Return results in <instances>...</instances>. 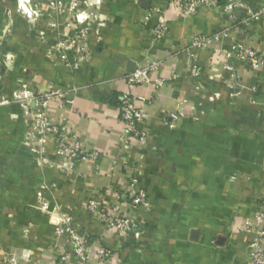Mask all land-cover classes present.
<instances>
[{"label": "crops", "instance_id": "0c3cea01", "mask_svg": "<svg viewBox=\"0 0 264 264\" xmlns=\"http://www.w3.org/2000/svg\"><path fill=\"white\" fill-rule=\"evenodd\" d=\"M239 1L234 19L210 12L186 19L176 0H93L89 61L73 70L47 55L55 16L70 18L68 35L88 24L66 0L56 10L29 0L39 25L21 14L18 0H0V80L8 81L0 88V264H77L61 261L70 251L56 235L64 216L92 250L116 253L115 264H248L252 236L243 229L264 195V22L242 23L263 0ZM160 17L168 33L155 41ZM192 35L213 38L198 55L197 74L187 54ZM238 46L258 52L257 75L238 60ZM150 63L157 67L135 89L149 141L132 140L122 151L125 75ZM16 81L29 93L75 90L53 99L45 114L99 157L58 164L64 157L55 141L37 132L40 109L16 100L23 94ZM139 190L149 209L136 214L139 225L128 235L88 212V201L100 197L109 210L121 204L134 215L128 200Z\"/></svg>", "mask_w": 264, "mask_h": 264}, {"label": "built area", "instance_id": "2783aa9c", "mask_svg": "<svg viewBox=\"0 0 264 264\" xmlns=\"http://www.w3.org/2000/svg\"><path fill=\"white\" fill-rule=\"evenodd\" d=\"M29 0H18V9L21 14L33 19V22L41 24L37 12L31 10L28 5ZM58 0H46L45 9L48 5L56 10ZM69 4L68 11L75 15L78 22H87L85 27H75L71 35L66 34L65 28L70 21L69 17L55 16L51 23L56 27V37L47 49L48 57L55 63L64 65L73 70H78L85 66L89 61V45L92 39V28L89 25L90 15H92V2L87 0H66ZM48 3V4H47ZM177 8L183 18H191L205 12L219 13L228 15L231 19L236 16L237 8L240 4L239 0H176ZM264 22V0L255 9L247 8V16L242 23L249 28L253 27V22ZM98 22V20H97ZM100 24H98V27ZM37 35H41L40 30H36ZM151 33L155 41L167 35L168 27L163 18H159L155 25L151 28ZM224 31L214 38L217 40ZM213 38L203 35H192L190 37L187 54L191 62V72L197 74L198 67L196 62L199 53L208 47ZM237 58L239 61L247 63L251 71L257 75L260 66L263 64L258 52L252 48L236 47ZM157 67L156 63H150L144 68H137L132 73L125 75L126 88L121 96L120 104V120L126 130L127 138L122 144V151L128 149V143L132 140L147 144L149 135L142 130V125L146 119V113L142 108L137 107L135 103V89L142 83L143 77L150 70ZM161 85L160 82L157 83ZM75 90H65L56 87H50L47 90L35 93L24 91L22 96L15 97L37 106L40 111V120L38 123V134L45 138H52L57 146L58 152L63 155L64 159L58 162L61 166L66 167L71 161L86 162L95 160L99 155L89 151L82 143L79 137L67 126L56 125L52 123L45 112L53 99H65L66 95ZM14 98V99H15ZM100 197H93L88 201V212L96 216L106 227L113 229L119 235H128L139 225L136 214L138 212L146 213L149 209V195L146 191L139 190L132 196L128 202L134 215H126L123 213L121 204L116 211L109 210L99 200ZM117 199L120 195L117 194ZM243 231L252 236L247 249L248 264H264V195L257 198L256 208L253 211L250 221L246 224ZM58 237L65 239V246L70 251L64 253L61 261H68L74 258L77 264H88L92 260H97L100 264H115L117 261L116 253L100 248L92 250V245L87 235L77 231L76 226L71 217L64 216L61 224L56 230Z\"/></svg>", "mask_w": 264, "mask_h": 264}, {"label": "rangeland", "instance_id": "374dc122", "mask_svg": "<svg viewBox=\"0 0 264 264\" xmlns=\"http://www.w3.org/2000/svg\"><path fill=\"white\" fill-rule=\"evenodd\" d=\"M7 64H6V66L4 65V69H5V71H4V74L2 75V77H4V78H7V74H6V69H7ZM22 81H20V83H19V81H18V83H17V81H16V85L17 86H15L16 88H17V90H22V93L24 92V89H25V87H26V85H24L23 83H21ZM7 86H8V81H6L5 79H2V80H0V88L2 89V90H5V89H7ZM26 89H27V87H26Z\"/></svg>", "mask_w": 264, "mask_h": 264}]
</instances>
